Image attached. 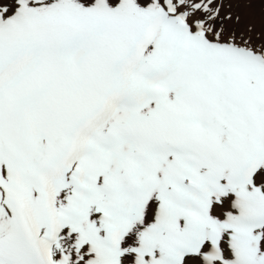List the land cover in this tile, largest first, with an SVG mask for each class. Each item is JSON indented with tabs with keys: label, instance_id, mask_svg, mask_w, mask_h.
Masks as SVG:
<instances>
[{
	"label": "snow or ice",
	"instance_id": "6c2138e0",
	"mask_svg": "<svg viewBox=\"0 0 264 264\" xmlns=\"http://www.w3.org/2000/svg\"><path fill=\"white\" fill-rule=\"evenodd\" d=\"M224 7L0 0V264H264V41Z\"/></svg>",
	"mask_w": 264,
	"mask_h": 264
},
{
	"label": "rangeland",
	"instance_id": "374dc122",
	"mask_svg": "<svg viewBox=\"0 0 264 264\" xmlns=\"http://www.w3.org/2000/svg\"><path fill=\"white\" fill-rule=\"evenodd\" d=\"M223 2L225 7L222 9V14L231 12L234 17L237 15L240 17L239 23L232 24V27L246 31L248 25H252L253 42L259 44L264 41V0H223Z\"/></svg>",
	"mask_w": 264,
	"mask_h": 264
}]
</instances>
